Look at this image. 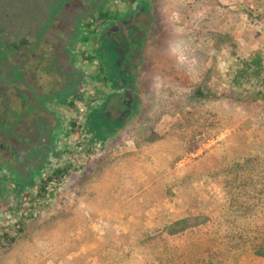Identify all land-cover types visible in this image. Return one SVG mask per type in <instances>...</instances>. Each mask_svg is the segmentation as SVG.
<instances>
[{
    "label": "rangeland",
    "instance_id": "1",
    "mask_svg": "<svg viewBox=\"0 0 264 264\" xmlns=\"http://www.w3.org/2000/svg\"><path fill=\"white\" fill-rule=\"evenodd\" d=\"M127 1L0 0L15 71L11 91L0 90V117L3 102L11 116L9 140L0 138L9 148L0 152V226L16 233L25 221L19 240L0 248V264H156L138 250L137 260L117 258L169 219L219 210L231 198L226 168L264 160V102L251 99L264 82L233 86L240 60L264 54V0H137L158 32L144 43L139 109L96 135L90 118L103 96L98 54L109 20L92 15L127 12ZM200 84L231 97L196 100ZM66 166L46 198L25 197Z\"/></svg>",
    "mask_w": 264,
    "mask_h": 264
},
{
    "label": "trees",
    "instance_id": "2",
    "mask_svg": "<svg viewBox=\"0 0 264 264\" xmlns=\"http://www.w3.org/2000/svg\"><path fill=\"white\" fill-rule=\"evenodd\" d=\"M135 2L137 0L127 1L129 6ZM103 10L100 7L92 17L99 13V18L107 22L119 14L112 15ZM91 25L86 23L84 26ZM85 58L92 63L96 59L93 55ZM254 80L264 82V54L261 52L240 60L233 86L241 88ZM230 97L227 93L219 96L202 84L194 87L196 100ZM251 99L253 102H264V92L254 93ZM69 104L73 106L72 102ZM76 124L72 123L73 129ZM90 125L101 138L103 127L100 121L93 116L90 118ZM6 151L8 153L9 149ZM70 169V166L55 168L51 174L43 177L35 197H32V193L25 194V197L31 198V201L37 197L46 198L49 185L63 180ZM226 172L231 198L219 210L205 208L197 217L188 213V216L178 220L169 219L156 230V235L150 232L138 234L133 244L129 245L130 250L117 258L118 262L137 260L133 255L137 250L142 258L156 264H248V261L253 260L264 262V160L242 157L241 161L229 165ZM19 207L18 204L16 210ZM24 222L18 220L15 223L16 233L0 226V248L14 245L19 240L24 232Z\"/></svg>",
    "mask_w": 264,
    "mask_h": 264
},
{
    "label": "flooded vegetation",
    "instance_id": "3",
    "mask_svg": "<svg viewBox=\"0 0 264 264\" xmlns=\"http://www.w3.org/2000/svg\"><path fill=\"white\" fill-rule=\"evenodd\" d=\"M9 21L10 15L5 10L0 14V90L4 88L6 91H11L15 74L12 45L9 44L7 33L2 31L3 27L7 28ZM156 27L149 4L141 2L133 5L127 12H120L102 30L98 54L101 60V75L98 79L103 85L101 88L103 96L101 104L92 111L91 118L94 116L95 120L100 121L108 133L121 129L133 119L139 109L140 80L144 71L150 67L146 54L148 47L144 43L158 36ZM24 58L25 56L19 57L21 61ZM17 78L21 80L19 76ZM20 84L24 85L23 82L17 85ZM114 101L117 107L112 108L111 104ZM1 106H4L7 115L4 120L0 117V138L7 142L11 116L5 102ZM4 122L5 128L2 127ZM4 142H0V152L7 154L6 149L9 148L4 146Z\"/></svg>",
    "mask_w": 264,
    "mask_h": 264
}]
</instances>
